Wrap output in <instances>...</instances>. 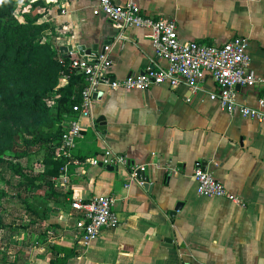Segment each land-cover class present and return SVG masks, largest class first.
Instances as JSON below:
<instances>
[{
    "label": "crops",
    "instance_id": "1",
    "mask_svg": "<svg viewBox=\"0 0 264 264\" xmlns=\"http://www.w3.org/2000/svg\"><path fill=\"white\" fill-rule=\"evenodd\" d=\"M133 1L144 15L175 22L184 41L246 40L250 70L264 77V0ZM98 5L99 0H21L19 8L49 24L46 34L60 55L92 59L115 44L111 79L168 66L156 56L149 30L118 29L107 15L94 13ZM237 91L240 104L257 107L264 88L243 85ZM212 92L218 87L207 75L198 92L165 83L97 95L94 115L96 121L105 117L106 129L81 120L82 136L57 180L62 195H49L50 203L37 209L33 234L25 229L8 241L19 247H8L3 264H264V123L239 109H222L210 99ZM108 147L129 164L112 170L94 165ZM198 163L246 208L199 195L193 177ZM141 167L148 186L132 179ZM104 195L115 199L118 225L88 242L73 204Z\"/></svg>",
    "mask_w": 264,
    "mask_h": 264
},
{
    "label": "built area",
    "instance_id": "2",
    "mask_svg": "<svg viewBox=\"0 0 264 264\" xmlns=\"http://www.w3.org/2000/svg\"><path fill=\"white\" fill-rule=\"evenodd\" d=\"M94 13L107 15L118 29L138 27L149 30L156 56L167 61L168 66L154 67L139 75L116 80L107 74L112 65L110 54L115 44L106 46L102 54L92 59L81 55L73 57L71 66L86 76L87 86L83 92L82 103L74 107L77 117L64 124L61 155L66 158L72 156L77 141L82 136L83 118L89 121L91 127H97L94 115L96 97L108 90L145 91L167 83L172 88L186 84L192 92H198L202 90V81L209 75L218 87V92L210 93L212 101L218 102L220 107L229 113L239 109L243 117L264 123V93L257 107L240 104L238 100V86L264 88V77H259L250 70L251 56L246 40H232L222 44L184 41L180 38L175 22L164 17L155 18L142 14L133 0L125 4H118L114 0H99ZM93 163L126 167L129 160L108 147L102 158H93ZM144 174L145 168L141 167L135 169L131 176L141 185H146ZM193 177L197 181L199 195L227 198L246 208L245 201L233 194L220 179L200 163L197 164ZM114 205L115 199L105 195L96 196L89 201L83 199L75 201L73 208L79 213L78 228L83 239L92 242L100 237L104 230L118 225Z\"/></svg>",
    "mask_w": 264,
    "mask_h": 264
},
{
    "label": "trees",
    "instance_id": "3",
    "mask_svg": "<svg viewBox=\"0 0 264 264\" xmlns=\"http://www.w3.org/2000/svg\"><path fill=\"white\" fill-rule=\"evenodd\" d=\"M20 1L0 0V125L24 132L25 144L14 139L7 148L0 140V164L8 152L22 158L44 151V170L25 173V185L51 188V196H61L57 180L68 167L60 153L64 124L77 117L74 107L82 103L87 80L72 68L69 54L60 55L44 41L48 23H39L30 13H21L24 21L18 17Z\"/></svg>",
    "mask_w": 264,
    "mask_h": 264
},
{
    "label": "rangeland",
    "instance_id": "4",
    "mask_svg": "<svg viewBox=\"0 0 264 264\" xmlns=\"http://www.w3.org/2000/svg\"><path fill=\"white\" fill-rule=\"evenodd\" d=\"M16 13L24 21L19 4ZM47 31L49 32V30ZM43 34L44 41L51 44L52 40L46 32ZM8 134H11L12 138L8 139ZM24 138V132L16 130L15 126H12L10 130L4 124L0 125V140L1 142L3 140L5 147H12L11 143L14 139L25 144ZM43 157L44 151L22 158H17L12 152H8L4 156V162L0 164V264H3V257L11 247L15 251L19 247L17 242L8 243L9 240H17L19 236H22L25 229L29 231L30 228L29 234H33L34 221L40 213L39 211L37 215L30 213L32 209L29 206L33 205L36 209H40L39 207L44 209L45 201L51 199L49 197L53 191L51 188L38 189L33 185H25V173H38L44 170ZM48 213L52 214V212Z\"/></svg>",
    "mask_w": 264,
    "mask_h": 264
},
{
    "label": "water",
    "instance_id": "5",
    "mask_svg": "<svg viewBox=\"0 0 264 264\" xmlns=\"http://www.w3.org/2000/svg\"><path fill=\"white\" fill-rule=\"evenodd\" d=\"M79 50H80L81 53H84L85 47L82 46V47L79 48ZM86 52L88 54H90V52H92V51H86ZM97 123L99 124V130L100 131H104L106 129V121H105V117L104 116L99 117L97 119ZM108 168L112 170V169H114V166H108ZM146 186H148V183H147Z\"/></svg>",
    "mask_w": 264,
    "mask_h": 264
}]
</instances>
